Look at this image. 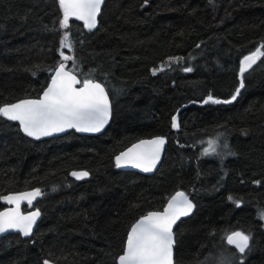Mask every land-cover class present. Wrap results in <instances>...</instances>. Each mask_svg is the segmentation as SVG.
I'll list each match as a JSON object with an SVG mask.
<instances>
[{
	"label": "trees",
	"instance_id": "1",
	"mask_svg": "<svg viewBox=\"0 0 264 264\" xmlns=\"http://www.w3.org/2000/svg\"><path fill=\"white\" fill-rule=\"evenodd\" d=\"M61 18L58 0H0V106L39 96L68 31L67 67L105 87L111 121L99 135L32 140L0 117V197L43 193L23 207L41 213L33 233L0 238V264H117L130 226L178 190L195 207L173 227L174 264H215L220 249L264 264V57L235 101L203 103L235 94L241 60L264 44V0H104L91 31L73 17L61 30ZM169 57L183 60L153 75ZM218 135L227 156L202 155ZM153 136L166 140L153 173L116 167L118 152ZM236 231L250 237L243 254L226 242Z\"/></svg>",
	"mask_w": 264,
	"mask_h": 264
},
{
	"label": "snow or ice",
	"instance_id": "2",
	"mask_svg": "<svg viewBox=\"0 0 264 264\" xmlns=\"http://www.w3.org/2000/svg\"><path fill=\"white\" fill-rule=\"evenodd\" d=\"M104 0H58L62 10V18L59 21L60 29H69V20L74 17L83 21L84 27L91 31L97 27V16L101 11ZM147 2V0H145ZM74 42L70 39L68 31H64L60 40L61 61L52 69L51 83L43 91L39 99L20 100L14 104L0 106V117L8 120L19 121L23 132L30 137L39 139L42 136H51L53 133L64 132L66 129L75 128L80 132H99L108 122L111 115V105L105 87L91 78L78 79L76 66L67 67V61L74 60L72 56L65 55L63 49H71ZM264 44L257 47L254 52L246 55L240 65V85L235 94L229 100H219L211 94L203 101L215 104H229L237 99L241 89L245 87L244 73L251 69L261 57H264ZM183 57H169L165 64L152 69V74L170 68L173 62H179ZM184 72H191V67L183 68ZM81 85L76 87V85ZM172 128H179L177 116L172 117ZM166 143L164 137H156L152 140H141L132 145L125 152L115 157L116 167L131 165L140 168L144 172L155 169L160 160L163 146ZM218 140H209L208 147L202 155L217 153ZM227 148V145H224ZM77 180L89 175L87 171H73L71 173ZM258 183V182H257ZM43 195L39 188L29 192L10 194L0 197L9 204L15 205L5 211H0V233L9 229H18L23 235L28 236L32 231L40 211L29 212L28 215L20 213L21 201H27L29 205L37 197ZM230 200L233 198L230 196ZM237 206L239 202L236 201ZM195 205L184 192L173 195L163 212H148L134 223L125 242L123 253L118 257V264H173L174 236L172 227L180 217L192 213ZM264 219V212L260 213ZM229 245H234L239 253H245L249 249V235L236 231L226 237ZM43 264H50L45 260Z\"/></svg>",
	"mask_w": 264,
	"mask_h": 264
},
{
	"label": "water",
	"instance_id": "3",
	"mask_svg": "<svg viewBox=\"0 0 264 264\" xmlns=\"http://www.w3.org/2000/svg\"><path fill=\"white\" fill-rule=\"evenodd\" d=\"M73 18H74V17H73ZM53 74H54V73L52 72V74H51V76H50V78H49V80H48L46 86L43 88V90L41 91V93L39 94L38 97H36V98H23V99H19V100H17V101H14V102H12V103H8V104H14V103H17V102L20 101V100H25V99H32V100H34V99H39V98H41V96H42V94H43V91H44L45 89H47V87H48L49 84L51 83V79H52V75H53ZM78 79H79V78H78ZM95 81H96V80H95ZM96 82H99V81H96ZM99 83H100V82H99ZM80 86H81V85H79V84L76 85V87H80ZM105 91H106V89H105ZM106 92H107V91H106ZM108 98H109V95H108ZM109 102H110V105H111L110 98H109ZM4 105H6V104H4ZM2 106H3V105H2ZM111 115H112V107H111ZM111 115H110V117H109V119H108V122L104 125V127H103L99 132H80V131H77L75 128H70V129H66L64 132L53 133L51 136H42V137H40L39 139H37V138H35V137H30V136H28L27 134H25V133L23 132L22 128L20 127L19 121H13V122H15V123L18 125L19 130L21 131V133H22L24 136H26L27 138L32 139V140H42V139H47V138H52V137H56V136L63 135V134H65V133H67V132H69V131H71V130H73L76 134H79V135H91V136H93V135H99V134L103 133L104 130L106 129V127L109 125V123H110V121H111ZM11 121H12V120H11ZM156 137H161V136H153V137H150V138H141V139H138V140L134 141L133 143H131L130 145H128L127 147H125V148H124L123 150H121L120 152H118V153L115 155V157L118 156L120 153L125 152L128 148L132 147V145L139 143L141 140H152V139H154V138H156ZM165 141H166V140H165ZM165 146H166V143H165L164 146H163V150H162V152H161L160 159H161L162 154H163V152H164ZM115 157H114V160H115ZM159 161H160V160H159ZM158 163H159V162H158ZM158 163H157L155 169L157 168ZM115 164H116V161H115ZM119 168H120V169H124V170H132V171L138 172V173H140V174H151V173H153L154 170H155V169H154V170L151 171V172H144L142 169H140V168H135V167H133V166H131V165L122 166V167H119ZM73 171H85V170H71V171H69V176H70L71 178H73L74 180H77L75 177H73V176L71 175V173H72ZM88 177H89V175H88L87 177H85V178H88ZM85 178H83V179H85ZM80 180H82V179H80ZM77 181H79V180H77ZM34 189H36V188L26 189V190L17 191V192H11V193H7V194H5L4 196L10 195V194H19V193L29 192V191H32V190H34ZM177 192H182V191L178 190V191L174 192V193L168 198L167 202L165 203L164 207H163L161 210H152V211H149V212H163V210L165 209V207H166L167 204H168L169 199H170L173 195H175V193H177ZM4 196H3V197H4ZM37 198H38V197H37ZM37 198H36V199H37ZM36 199L32 201V204L36 201ZM188 199H189V198H188ZM189 200H190V199H189ZM2 203H3V207L0 209V211H5V210H7V209H9V208H14V207H15V205H13V204H9L7 201H5V200H3V199H2ZM32 204H31V205H32ZM25 205H29V204L27 203V201H21V203H20V209H19V210H20V213H21L22 215H28L29 212H32V211L37 210V208H31V209L23 210V207H24ZM147 213H148V212H147ZM147 213H146V214H147ZM146 214H144V215H146ZM190 214H191V213H190ZM190 214H189V215H190ZM144 215H142V216H144ZM189 215H188V216H189ZM142 216H141V217H142ZM40 217H41V213H40V216L37 218L35 224L33 225V227H32V231H31L30 235L33 233V230L35 229V226H36L37 222L39 221ZM185 217H187V216L180 217V219L185 218ZM139 218H140V217H139ZM139 218H138V219H139ZM138 219H137V220H138ZM180 219H179V220H180ZM137 220H136V221H137ZM179 220H177L176 223H177ZM136 221H135L134 223H136ZM134 223H133V224H134ZM176 223H175V224H176ZM133 224H132V225H133ZM175 224H174V225H175ZM132 225H131V226H132ZM174 225H173V227H174ZM131 226H130V228H131ZM173 227H172V231H173ZM130 228H129V230H130ZM129 230H128V232H129ZM8 233L19 234V235H20L21 237H23V238H27V237L30 236V235H28V236L23 235V233H22L21 231H19L18 229H9L8 231H6V232H4V233H0V238L3 237L4 235L8 234ZM173 236H174V235H173ZM126 238H127V236H126ZM125 242H126V240H125ZM226 242H227V240H226ZM227 244H228V243H227ZM228 245H229V244H228ZM229 246L233 247V248L238 252V250L235 248L234 245H229ZM124 247H125V245H124ZM123 250H124V249H123ZM122 253H123V252H122ZM122 253H121V254H122ZM121 254H120V255H121ZM118 257H119V256H118ZM172 258H173V264H174V255H173ZM50 264H53V263L50 262ZM117 264H118V258H117Z\"/></svg>",
	"mask_w": 264,
	"mask_h": 264
},
{
	"label": "rangeland",
	"instance_id": "4",
	"mask_svg": "<svg viewBox=\"0 0 264 264\" xmlns=\"http://www.w3.org/2000/svg\"><path fill=\"white\" fill-rule=\"evenodd\" d=\"M209 140H218L217 144V153L212 154L214 156H217L219 158L218 160H223L227 156V148L224 147L225 142L224 138L221 135L215 136V138H209L205 141L203 147H202V152L204 151L205 148L208 147V141ZM215 264H236L237 261L235 259V256L231 254L227 249H220L218 253L215 254V257H213Z\"/></svg>",
	"mask_w": 264,
	"mask_h": 264
},
{
	"label": "flooded vegetation",
	"instance_id": "5",
	"mask_svg": "<svg viewBox=\"0 0 264 264\" xmlns=\"http://www.w3.org/2000/svg\"><path fill=\"white\" fill-rule=\"evenodd\" d=\"M31 209V208H30Z\"/></svg>",
	"mask_w": 264,
	"mask_h": 264
}]
</instances>
